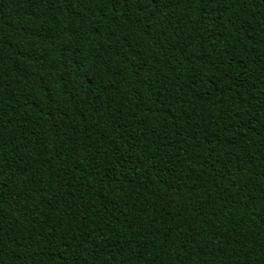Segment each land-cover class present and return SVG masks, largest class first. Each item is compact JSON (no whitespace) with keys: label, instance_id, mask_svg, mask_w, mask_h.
<instances>
[{"label":"trees","instance_id":"trees-1","mask_svg":"<svg viewBox=\"0 0 264 264\" xmlns=\"http://www.w3.org/2000/svg\"><path fill=\"white\" fill-rule=\"evenodd\" d=\"M0 264H264V0H0Z\"/></svg>","mask_w":264,"mask_h":264}]
</instances>
